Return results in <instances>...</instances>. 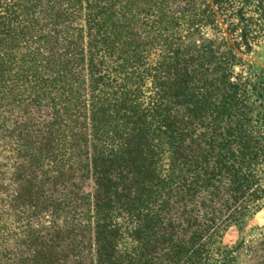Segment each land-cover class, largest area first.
<instances>
[{
  "label": "trees",
  "instance_id": "trees-1",
  "mask_svg": "<svg viewBox=\"0 0 264 264\" xmlns=\"http://www.w3.org/2000/svg\"><path fill=\"white\" fill-rule=\"evenodd\" d=\"M262 42L264 0H0V153L62 264H233L264 206Z\"/></svg>",
  "mask_w": 264,
  "mask_h": 264
},
{
  "label": "rangeland",
  "instance_id": "rangeland-1",
  "mask_svg": "<svg viewBox=\"0 0 264 264\" xmlns=\"http://www.w3.org/2000/svg\"><path fill=\"white\" fill-rule=\"evenodd\" d=\"M213 33L210 30V36ZM243 57L258 73L264 72V42ZM6 155L0 153V264H62L59 238L50 251L52 232L45 199L33 192L22 198ZM263 240L264 206L241 227H232L224 235L222 247L234 254L233 264H259L263 258L256 250Z\"/></svg>",
  "mask_w": 264,
  "mask_h": 264
}]
</instances>
